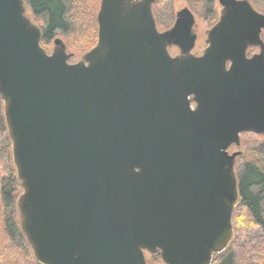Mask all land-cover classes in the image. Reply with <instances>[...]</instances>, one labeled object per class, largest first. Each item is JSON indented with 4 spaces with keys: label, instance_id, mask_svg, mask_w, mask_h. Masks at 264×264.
Masks as SVG:
<instances>
[{
    "label": "water",
    "instance_id": "1",
    "mask_svg": "<svg viewBox=\"0 0 264 264\" xmlns=\"http://www.w3.org/2000/svg\"><path fill=\"white\" fill-rule=\"evenodd\" d=\"M157 1L101 0L74 62L61 38L43 47L26 0H0V97L40 264H214L234 239L231 149L264 134V12L219 0L196 56L194 13L161 31Z\"/></svg>",
    "mask_w": 264,
    "mask_h": 264
},
{
    "label": "trees",
    "instance_id": "2",
    "mask_svg": "<svg viewBox=\"0 0 264 264\" xmlns=\"http://www.w3.org/2000/svg\"><path fill=\"white\" fill-rule=\"evenodd\" d=\"M158 0L156 4L159 5ZM208 5L214 6L215 0H204ZM28 8L31 9L35 22L41 27L43 32L42 45L48 48L51 40H54L56 33L60 32L65 37V42L68 48L75 53H86L91 50L98 42L99 25L97 15L100 9L101 0H26ZM70 3V7H69ZM154 5V6H155ZM261 7V6H260ZM264 10V6H262ZM264 34V32H263ZM0 125L3 132L6 134V146L10 156V165L13 168L11 176L4 178L1 186L0 195L5 205L6 212L3 214L4 223L0 225L2 241H0V255L8 258L7 264H14L20 260V252L13 240L16 236H20L26 243L31 254L33 264H40L34 257L32 249L22 231L20 217L13 218L9 210H13V214L19 215L18 200L22 193L20 181L17 176L12 158V141L8 133V128L5 120L4 101L0 97ZM255 136L257 141L264 138V134L246 133ZM257 161H248L242 165V160L238 159L237 174L239 178V191L241 200L234 212L233 224L235 237L226 251L215 258V264L220 261L230 249H233L236 242L239 240L240 225L238 219L241 209H245L248 218L256 225L264 228V150L258 154ZM18 190V192H17ZM264 231V230H263ZM264 244V243H263ZM264 252V246H263ZM2 259V258H1ZM11 260V261H10ZM230 256L225 259L224 264H231ZM148 264H164L161 259H148Z\"/></svg>",
    "mask_w": 264,
    "mask_h": 264
},
{
    "label": "rangeland",
    "instance_id": "3",
    "mask_svg": "<svg viewBox=\"0 0 264 264\" xmlns=\"http://www.w3.org/2000/svg\"><path fill=\"white\" fill-rule=\"evenodd\" d=\"M251 1L259 11L264 12V10L262 9V6H264V0H251ZM70 6L71 5L69 3V7ZM185 7H189L196 15L195 32L198 35V40L193 52L200 54L204 51V49L208 45L207 33L212 28L213 24L220 17L222 9L218 2L217 4H214V6L211 7V5H208L204 0H162L161 2H159V5L156 4L154 6V14L157 18L160 30H164V28L168 29L172 27L177 12ZM28 14L35 21L34 15L30 8H28ZM54 37L61 38L64 42L66 41L65 37L60 32L56 33ZM262 38L264 40V34L262 35ZM53 47H54V40H51V43L47 49L49 51H52ZM68 51L74 52L70 48H68ZM170 51L174 55L180 52L178 47H173L171 48ZM258 51L259 50L257 48H254L251 54H255ZM84 54L76 52L72 61L74 62L79 61ZM6 144H7L6 134L3 132L2 126L0 125V190L4 181L3 179L11 176V172L13 171V168L10 165L11 159L7 151ZM262 149L264 150V138L257 141L255 136L248 135L247 137H243L242 135L241 148L233 147L231 149V152L241 150V155L238 157V159L239 160L241 159L242 160L241 163L242 165H244L246 162L250 160L252 161L260 160V158H257V156L258 154L261 153ZM5 212H6L5 205L0 195V225L1 226L2 223H4L3 214H5ZM263 212H264V208H263ZM9 213L10 214L12 213L14 219L15 218L19 219L18 213L17 215H15V213L13 214V210H9ZM238 225H240L239 240L236 242L233 249H230L228 253H226L225 256L216 264H224L225 259L229 256L231 258L230 260L231 264H264V252H263L264 228L260 227V225L254 224L248 218L247 212L244 208L241 209L240 211ZM2 238L3 237L1 235V230H0V241H2ZM13 244L15 245L14 247H16V249H18L19 252L21 253L20 260L14 262V264H33L28 247L19 235L15 237V239L13 240ZM2 256L3 255H0V264H7L9 259L8 258L6 259L4 258L5 256L4 257ZM146 256L147 259L152 258V256L149 253H147Z\"/></svg>",
    "mask_w": 264,
    "mask_h": 264
},
{
    "label": "flooded vegetation",
    "instance_id": "4",
    "mask_svg": "<svg viewBox=\"0 0 264 264\" xmlns=\"http://www.w3.org/2000/svg\"><path fill=\"white\" fill-rule=\"evenodd\" d=\"M251 1V0H250ZM217 2L220 4V1L219 0H215V4H217ZM252 2V1H251ZM254 5V4H253ZM220 6H221V4H220ZM255 6V5H254ZM189 8V7H188ZM190 9V8H189ZM221 9H222V6H221ZM191 10V9H190ZM153 11H154V6H153ZM192 11V10H191ZM193 12V11H192ZM194 13V12H193ZM155 15V14H154ZM195 15V14H194ZM176 16H177V14H176ZM221 16V15H220ZM156 17V16H155ZM195 17H196V15H195ZM219 19H220V17L218 18V20L213 24V26L219 21ZM175 20H176V18H175ZM156 21H157V18H156ZM174 23H175V21H174ZM157 25H158V21H157ZM174 25V24H173ZM172 25V26H173ZM196 25V24H195ZM213 26H212V28H213ZM158 27H159V25H158ZM211 28V29H212ZM159 29H160V27H159ZM164 30H166V28H164ZM161 31H163V30H161ZM194 31H195V27H194ZM264 32V31H263ZM196 33V32H195ZM208 33H209V31H208ZM208 33H207V40H208ZM197 34V33H196ZM197 40H198V35H197ZM196 43H197V41H196ZM208 46V45H207ZM196 47V46H195ZM207 48V47H206ZM205 48V49H206ZM195 49V48H194ZM204 49V50H205ZM254 48H252V49H250V51H249V56H252L253 54H251L252 53V50H253ZM180 53V52H179ZM178 53V54H179ZM194 53V52H193ZM203 53H204V51L202 52V53H200V54H197V53H194L196 56H201V55H203ZM178 54H172V55H174V56H176V55H178Z\"/></svg>",
    "mask_w": 264,
    "mask_h": 264
}]
</instances>
